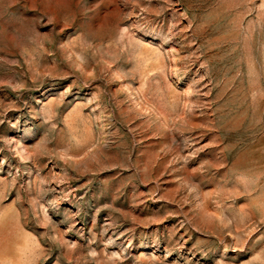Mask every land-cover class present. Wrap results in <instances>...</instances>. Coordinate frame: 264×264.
<instances>
[{"label":"rangeland","instance_id":"rangeland-1","mask_svg":"<svg viewBox=\"0 0 264 264\" xmlns=\"http://www.w3.org/2000/svg\"><path fill=\"white\" fill-rule=\"evenodd\" d=\"M0 264H264V0H0Z\"/></svg>","mask_w":264,"mask_h":264}]
</instances>
